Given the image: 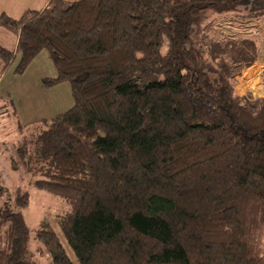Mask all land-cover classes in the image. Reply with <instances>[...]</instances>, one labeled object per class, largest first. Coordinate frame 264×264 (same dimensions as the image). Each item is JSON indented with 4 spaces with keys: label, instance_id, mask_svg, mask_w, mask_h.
Listing matches in <instances>:
<instances>
[{
    "label": "trees",
    "instance_id": "16d2710c",
    "mask_svg": "<svg viewBox=\"0 0 264 264\" xmlns=\"http://www.w3.org/2000/svg\"><path fill=\"white\" fill-rule=\"evenodd\" d=\"M228 15L264 20V0H50L0 14L18 37L15 51L0 44L2 69L48 49L57 76L45 83L71 85L74 105L41 121L49 166L34 185L69 204L56 221L79 264H264V97L236 92L260 50L239 31L218 36ZM29 202L23 190L0 206V264H37ZM35 237L52 264H73L49 224Z\"/></svg>",
    "mask_w": 264,
    "mask_h": 264
},
{
    "label": "rangeland",
    "instance_id": "374dc122",
    "mask_svg": "<svg viewBox=\"0 0 264 264\" xmlns=\"http://www.w3.org/2000/svg\"><path fill=\"white\" fill-rule=\"evenodd\" d=\"M37 1L28 0L30 4ZM23 3L24 0H17L15 4L10 5V8H18ZM3 4L8 5L9 0H0V5ZM20 15L18 18L21 17ZM235 21L236 19L231 15L216 17L218 36L239 31L256 39L260 57L253 65L261 64L263 72L264 20ZM14 36L13 32L0 28V44L3 47L13 50ZM21 58L22 54L16 52L11 64L5 70L2 69L3 63L0 59V189L3 190V194L0 195V206L5 201L13 200L20 191H28L30 202L21 212L31 230L28 251L32 261L37 264H52L48 254L39 253L38 248L41 244L35 237L36 230L49 224L55 230L71 262L79 264L56 221L58 215L69 210V204L62 197L34 185V181L41 176L43 169L49 166L47 162L43 164L38 162L35 149V138L41 129V121L65 112L74 105L71 85L68 81L54 85L45 83V79L57 76V69L48 49L41 50L23 72H18L17 67ZM252 66L242 69L237 76L236 92L239 95L251 96L253 99L262 98L264 97L263 77L260 76L261 80L253 77L255 74L249 75V80L243 77L245 70ZM239 77L242 80L238 79ZM161 79L163 75L159 72L157 80ZM149 81V76L143 77L139 80V84L143 86Z\"/></svg>",
    "mask_w": 264,
    "mask_h": 264
},
{
    "label": "crops",
    "instance_id": "0c3cea01",
    "mask_svg": "<svg viewBox=\"0 0 264 264\" xmlns=\"http://www.w3.org/2000/svg\"><path fill=\"white\" fill-rule=\"evenodd\" d=\"M16 1L17 0H9V4L8 5L7 4L0 5V13L1 14L2 13H6V14H8L9 16H11L13 18H18V16L20 14L22 15L27 10H40V9L45 8L48 5V3H49L50 0H38L37 2L32 3V4H30L28 2V0H24V3L22 4V6H20L18 8H12V7L10 8V5L15 4ZM67 1H76V0H67ZM31 5H33V7H30ZM14 35L15 36L13 37V41H12L14 43L13 51H15L16 48H17V39H18L17 35L16 34H14ZM9 50H12V49H9ZM254 69H257L258 71L256 73H254L255 75L252 74L253 77H255L256 79L259 78L261 80V77L260 76H262V73H263L261 71L262 70V65L261 64H258V63H256L251 68V71L244 76L245 79H247V76L250 75ZM240 78L241 77H239L238 79H240ZM240 80H242V78Z\"/></svg>",
    "mask_w": 264,
    "mask_h": 264
}]
</instances>
